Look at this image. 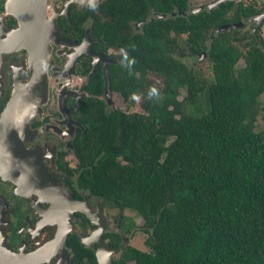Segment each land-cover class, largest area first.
Here are the masks:
<instances>
[{
	"label": "trees",
	"instance_id": "16d2710c",
	"mask_svg": "<svg viewBox=\"0 0 264 264\" xmlns=\"http://www.w3.org/2000/svg\"><path fill=\"white\" fill-rule=\"evenodd\" d=\"M190 7V0H101L89 9L91 35L126 50L117 88L130 104L139 98L143 110L85 109L86 131L73 141L77 187L119 210L121 232L103 235L110 246L119 247L123 233L147 235L149 250L128 245L112 264H264V129L257 123L264 37L259 29L218 31L264 5ZM203 53L210 76L183 60ZM149 74L161 84L150 83ZM67 246L72 264H98L76 234Z\"/></svg>",
	"mask_w": 264,
	"mask_h": 264
},
{
	"label": "flooded vegetation",
	"instance_id": "af4514ba",
	"mask_svg": "<svg viewBox=\"0 0 264 264\" xmlns=\"http://www.w3.org/2000/svg\"><path fill=\"white\" fill-rule=\"evenodd\" d=\"M100 1L41 0L35 12L28 0H0V264H72L67 239L58 245L63 215L54 174L81 204L71 213L73 230L68 236L74 233L80 239L79 234L84 233L88 237L85 245L96 252L93 234L97 224L88 214L94 217L97 212L91 199H100L77 187V162L71 164L77 161L74 138L87 128L76 114H86L89 105L85 101L91 96L98 98L106 114L121 110L115 93L123 81L118 67L124 65L122 55L126 52L123 47H107L104 40L91 35L89 9H96ZM71 17L80 23L72 24ZM153 18H157L155 14ZM40 27L49 29L46 36L51 37L45 75L51 73L56 78L58 102L50 90L49 104L44 112H36L28 129L20 121L29 106L27 96L37 93L45 80L42 76L35 79L37 70L44 67L41 54L46 47ZM140 29L141 24L134 32ZM115 65L119 66L112 79ZM64 96L66 106L59 101ZM63 111L72 112V117ZM11 127L16 132L15 142L5 133ZM66 137L67 142L63 140ZM22 160L31 172L25 170ZM132 235L123 233L120 245L128 246Z\"/></svg>",
	"mask_w": 264,
	"mask_h": 264
},
{
	"label": "rangeland",
	"instance_id": "374dc122",
	"mask_svg": "<svg viewBox=\"0 0 264 264\" xmlns=\"http://www.w3.org/2000/svg\"><path fill=\"white\" fill-rule=\"evenodd\" d=\"M213 1H215V0H190V3H191L190 8L195 9V10L190 9V12L195 13V12H198L201 10H210L209 5ZM234 1H237V0H234ZM242 1L245 3L250 2V0L249 1L248 0H242ZM263 5H264V3H262L260 5L257 4L258 7H261ZM175 13H177V12L172 13V15L175 16L176 15ZM261 13H264V11H261ZM155 17H157V16H155ZM164 17H167V15L166 16L164 15ZM234 28L235 29H238V28L241 29L242 33L244 31L250 32V31L259 29L260 33L264 37V17H262L260 19L253 18V17L243 18L241 20L240 24ZM184 40H185V35H183L181 37L180 42L183 43ZM183 60H185L187 63L191 64V66L196 68L197 70H201L206 76L211 75V72L209 70L210 64L206 61L205 55H202V56L198 57L197 59L186 57V58H183ZM239 63H240V65H243V60H240ZM44 79L45 80L42 82V84H41L42 86H41L40 90H38L37 93L30 94L29 96H27V98L29 100V106H27L28 108H26L25 112H23L22 116L20 117V121L22 122V127L28 128L30 122L34 119V115H37L36 112L39 113L41 110L44 112L46 106L50 102L49 101V91L50 90H51V95L54 98L56 97V101L58 102V95L56 94V90H54L58 86V83H57V85H56V83H54V81H56V78L51 73H49L48 76L45 75ZM148 81L150 83H152L153 85H156V86H159L161 84V79L159 77L152 75V74H150L148 76ZM72 85H74V82ZM185 95H186V92L184 90L183 91L181 90L179 99L182 100ZM115 96H116L117 101H118L117 107H119V109H121L125 112H143V110L140 106V99L139 98H135V102L133 104H130L128 101L124 100V98H123L124 95H123V92L121 90L119 91V93H117V94L115 93ZM260 100H261L262 104H264V94L261 95ZM23 101H22V103H23ZM32 101H33V105H34L32 107L33 110H31L32 108L30 107ZM59 101L61 102L60 99H59ZM88 105H89V108L91 109L90 110L91 113H96L97 115H99L101 113V108H100L99 100L97 97L91 96L89 101H88ZM21 108H22V106H21ZM70 114L72 117V112ZM76 115H78L80 118L85 117L84 114L81 115V112L76 114ZM257 123H258L259 128L264 129V113H262L258 116V122ZM63 140H65L67 142V137L64 138ZM76 162L77 161L74 159V161L71 164L74 163V165H75ZM91 203L95 206L97 205L98 211L96 213L100 212L103 214V217H104L105 222H106V227L104 229V232L119 231L120 230V228H118L117 223H116V220H117L118 215H119V210L112 209V208L105 206L103 203V200H101V199L100 200L91 199ZM123 214L133 218L138 227L142 225L143 220L140 217H138L137 215H135V213L133 211L125 210L123 212ZM88 236L92 238V236H90V235H88ZM146 238H147V235L145 233H143L140 230H137L134 233V235H132V237L129 238V241L126 243V245L128 244V245H131L137 249L147 251V250H149V248L145 244ZM124 246L125 245H120L119 247H117L118 250H116L113 253V258L118 257L121 254V251L124 249ZM127 264H134V262L130 261Z\"/></svg>",
	"mask_w": 264,
	"mask_h": 264
},
{
	"label": "water",
	"instance_id": "95a60500",
	"mask_svg": "<svg viewBox=\"0 0 264 264\" xmlns=\"http://www.w3.org/2000/svg\"><path fill=\"white\" fill-rule=\"evenodd\" d=\"M226 1H230V0H215L213 3H211L209 5L210 9L214 8V7H218L220 6L223 2ZM41 2V0H28V4L30 3V5L33 7V9L36 11L38 4ZM155 16L162 18L164 17V15L161 14H156ZM253 18H262L264 17V13H256L253 16H251ZM250 17V18H251ZM241 22V21H240ZM240 22L235 23V24H228V25H224L223 27H220L218 29V31L220 30H224V29H232L236 26H238L240 24ZM40 32L43 34L44 36V44L46 47L45 48V52H43L41 54V60L44 63V67L42 69H38L37 70V75L35 77V75H32V77L35 79H38V81L40 80V77L42 76V78H45V73L47 70V62H48V57H49V48H50V44H49V40L51 39V37H47L46 35L49 33V29L47 28H41L40 27ZM52 32V31H51ZM48 38V39H47ZM88 50H89V46H88ZM88 50H86V52H88ZM91 54V53H90ZM94 56V54H92ZM203 55H205V53H203ZM95 58V57H94ZM34 79V80H35ZM32 80V81H34ZM62 98V97H61ZM64 102V103H63ZM64 104L66 106L65 103V96L64 98L61 99L60 104ZM64 115H67L68 118H71V114H67V112L65 113L63 111ZM7 137H12V142L16 141L14 139V137H16V132H14L13 128L11 127L10 129H7V131L5 132ZM22 165L25 167V170H28L29 172H31L33 169H31L30 167H28L29 165H27L23 160H22ZM54 187H56V192H57V199L59 200L60 203V207L62 210V217H61V226H60V231H59V246L62 245L66 239L67 236L69 234L70 231L73 230V225L72 222L70 221V217H71V213L73 212V210L75 208H73L74 206L71 205V203L76 202L78 203L76 200H74L72 194L70 193V191L68 190V188H66L64 186V184L62 183V181L60 179L57 178V175L54 174ZM63 197V198H62ZM98 211V210H97ZM87 212V211H86ZM88 214V212H87ZM94 217H92V214H88V217L91 219L92 222H94L95 224H97V228L94 231V239L97 242V248H96V258H97V262L98 264H112L113 261V253L118 250V248H114L112 246H110V244L103 238V232L104 229L106 227V222L105 219L103 217V214L98 212V213H94ZM80 240L82 243L87 244V236L84 233H80ZM92 247V245H91ZM103 254H105V256L103 257Z\"/></svg>",
	"mask_w": 264,
	"mask_h": 264
},
{
	"label": "bare ground",
	"instance_id": "6f19581e",
	"mask_svg": "<svg viewBox=\"0 0 264 264\" xmlns=\"http://www.w3.org/2000/svg\"><path fill=\"white\" fill-rule=\"evenodd\" d=\"M71 205L74 206L73 208H77L78 206L81 207V204H80V203H76V202L71 203ZM104 256H105V254H103V257H104Z\"/></svg>",
	"mask_w": 264,
	"mask_h": 264
},
{
	"label": "crops",
	"instance_id": "0c3cea01",
	"mask_svg": "<svg viewBox=\"0 0 264 264\" xmlns=\"http://www.w3.org/2000/svg\"><path fill=\"white\" fill-rule=\"evenodd\" d=\"M249 1V0H248ZM250 1H255L256 2V5H260L262 3H264V0H250ZM262 2V3H261Z\"/></svg>",
	"mask_w": 264,
	"mask_h": 264
},
{
	"label": "clouds",
	"instance_id": "9594fccd",
	"mask_svg": "<svg viewBox=\"0 0 264 264\" xmlns=\"http://www.w3.org/2000/svg\"><path fill=\"white\" fill-rule=\"evenodd\" d=\"M151 94H153V95L156 94V89L155 88L152 89V93Z\"/></svg>",
	"mask_w": 264,
	"mask_h": 264
}]
</instances>
